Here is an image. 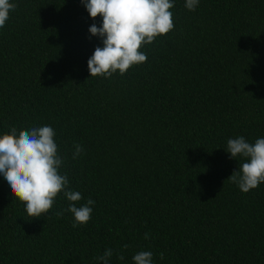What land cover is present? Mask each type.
<instances>
[{
    "label": "trees",
    "instance_id": "trees-1",
    "mask_svg": "<svg viewBox=\"0 0 264 264\" xmlns=\"http://www.w3.org/2000/svg\"><path fill=\"white\" fill-rule=\"evenodd\" d=\"M171 2L174 28L140 49L147 60L105 78L88 69L102 17L81 0H10L0 135L52 127L76 206L95 204L75 228L63 192L30 217L0 175V264H104L108 249V264L140 251L152 264H264V183L241 192L228 178L246 161L226 152L264 138V0Z\"/></svg>",
    "mask_w": 264,
    "mask_h": 264
},
{
    "label": "clouds",
    "instance_id": "clouds-1",
    "mask_svg": "<svg viewBox=\"0 0 264 264\" xmlns=\"http://www.w3.org/2000/svg\"><path fill=\"white\" fill-rule=\"evenodd\" d=\"M81 3L93 20L102 17L101 27L93 24L89 28L91 36L103 42V47H96L88 60L90 77L110 78L117 72L123 75L133 65L144 63L147 56L140 49L174 28L171 0H81ZM198 5L199 0L185 3L189 11H195ZM16 7L10 0H0V28ZM54 136L53 128L47 125L20 130L18 134L13 127L10 134L0 135V175L7 181L14 198L24 203L28 216L40 218L48 213L55 198L63 192L70 202L66 210L74 217L73 227L86 225L95 201L88 199L84 205L76 206L82 194L68 190L67 176L59 174L63 161ZM74 149L72 158L76 159L84 149L79 144H74ZM226 152L234 160L241 157L246 161L228 178L241 192L247 193L264 183V138L255 143L247 142L243 136L229 139ZM112 255L108 249L98 259L108 264ZM152 256L151 251H140L133 256L134 264H152ZM119 259L124 257L121 255Z\"/></svg>",
    "mask_w": 264,
    "mask_h": 264
}]
</instances>
